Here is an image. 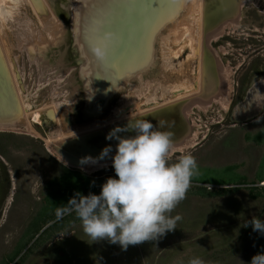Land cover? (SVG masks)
Masks as SVG:
<instances>
[{
	"label": "rangeland",
	"instance_id": "obj_1",
	"mask_svg": "<svg viewBox=\"0 0 264 264\" xmlns=\"http://www.w3.org/2000/svg\"><path fill=\"white\" fill-rule=\"evenodd\" d=\"M53 3L63 26L61 24L59 40L46 51V59H38L36 63L31 61L28 48L18 43L22 33L18 30L17 21L10 22L7 34L14 46L11 51L16 67L20 68L21 77L25 78H21L25 88L24 99L33 110L43 108L54 98L59 101L61 124L68 134L80 129L92 130L98 124L109 121L124 98L138 101L142 110L150 106L147 103L150 94L157 95V104L164 103L171 95L163 96L162 86L178 83L181 65L187 67L188 72L198 67L197 60L190 66L185 64L188 51L180 58L170 57L171 68L164 65L161 57L163 51L160 47L170 34V27L185 18L191 4L190 0H183L167 16L169 25L157 36L155 64L140 77L124 80V86H119L122 90L115 100L95 112V99L92 97L95 94L89 93L81 75L84 65L79 57L81 52L78 47L74 50L76 44L71 24L78 16L79 5L75 2L73 6L74 0H51ZM108 6L107 2L105 7ZM16 12L21 20L29 17L38 24L27 3H23ZM225 29L233 38H221ZM225 29L211 45L227 71L230 83L228 105L224 107L217 101L208 108H192L188 117L196 126L194 144L182 152L172 154L171 151L169 157V163L174 164L180 156L190 153L198 165V175L191 179L186 198L171 213L172 217H180L177 228L158 241L130 245L126 251L107 240L93 242L85 234L75 212L57 219L56 210L67 204L75 193L99 195L100 181L118 178L114 168H98L89 173L66 166L50 154L42 139L23 131L22 126L15 130L8 127L0 129V154L13 172L16 171L17 186L11 191L7 204L0 205V264L10 260L9 255L15 245L16 264H47L49 260L50 264H54L57 258L65 264L73 261L71 258L66 261L64 254L74 257L72 264H174L176 256L177 263L182 261L185 248L198 242L201 235L206 237L217 231H223L227 237L225 250L216 251L214 256L203 259L206 263L225 259L232 261L243 249L254 247L255 242L264 245V235L253 231L250 224L244 227V223L253 217L264 221V186H261L264 182H261L264 180V110L260 116L247 122L237 123L232 116V104L238 97L237 84L252 69L264 70V46L258 50L250 41L251 35L264 38V0H244L237 26L230 24ZM167 44L173 48L170 41ZM56 91L61 93L58 97L53 96ZM42 120L50 125L45 127L41 121V124L34 125L36 130L44 138L54 136L57 139V121L53 125L46 113L42 114ZM80 175L89 179V183L80 180ZM89 188H94V191ZM199 189L206 193L201 194ZM25 233L27 238H24ZM22 240L25 245H20ZM247 256L251 257L249 253Z\"/></svg>",
	"mask_w": 264,
	"mask_h": 264
},
{
	"label": "bare ground",
	"instance_id": "obj_2",
	"mask_svg": "<svg viewBox=\"0 0 264 264\" xmlns=\"http://www.w3.org/2000/svg\"><path fill=\"white\" fill-rule=\"evenodd\" d=\"M182 1L81 0L80 2L74 0L73 6H75V2L79 5L78 16L73 19L71 24L76 44L74 50L78 47L77 49L81 52L79 57L84 61V65L81 67V75L86 82L85 86L89 90V93L95 94V96L92 95L95 99H93L95 112L100 111L109 101L115 100L114 98L122 90L119 86L123 84L124 80L140 77V75L147 72L155 64V45L158 42L157 36L169 25V19L166 20L167 16ZM25 2L32 9L38 24L30 20L29 17L25 18V16V19L21 20L19 14H17L16 11L19 10V7L23 3L26 5ZM107 2L109 6L105 7ZM190 3L185 18L183 17L181 21L170 27V34L164 38L160 49L163 51V56L161 57L164 65L168 68L172 67L170 57L180 58L187 51L189 53L186 57L187 62L185 64L190 66L192 62L197 60L198 67L195 71H190V73L186 69L187 67L181 65L179 81L177 79L178 83L169 85L168 87L162 86L163 96H169L168 94H170V99L166 100V96V101H163L164 103L157 104V95L150 94L147 97V103H150V106L142 110L138 101L126 100L124 98L109 121L98 124L92 130L90 128L86 130L80 129L68 134L63 130L61 124L62 108L59 101L54 98L50 104L45 105L41 109L33 110L31 104L29 105L24 99L23 94L25 88L21 81L23 73L21 74L19 71L20 68L16 67V61H14L11 51L14 46L10 44V38L7 34V27L10 22L13 20L16 23L17 21L19 25H17L19 27L17 28L22 33L20 37L18 36L19 39L17 37L18 43L28 48L31 61H35L36 63L38 59L40 61L45 58L48 48L52 44L55 45L59 37H61V27L63 26L53 9L54 3L51 4V0H0V129L5 130L10 127L15 130L18 129L16 127L22 126L24 128L23 131L42 139L50 154L59 162H62L53 149L57 142L95 132L110 125L140 117L158 108L187 101L200 95L203 88L204 0H190ZM163 22H166L165 25H163ZM230 24L237 26L238 20L225 23L222 29L210 36L212 37L210 41H214L215 37L220 35ZM105 32L115 33L118 40L109 45L108 58L106 61L101 62L96 60L94 54L91 52V46L93 44L98 45ZM168 41L172 43L173 48L168 47ZM214 52L219 56L216 51ZM221 60L220 58V71L222 72V80L224 81L222 85L223 90H221L222 93L214 98L210 104H216L219 101L222 106L226 107L230 95V83L227 71ZM22 79L25 80V78ZM59 94H61L60 91H56L53 96L58 97ZM210 104L205 105L199 103L197 107L208 108ZM248 105L252 110L264 105V86L260 87L255 95L249 99ZM189 107L184 110L186 116H188ZM44 113H48L49 116L54 118L55 124L57 121L59 128L57 139L53 138L54 136L44 138L36 130L34 125L42 123V114ZM195 131L183 146L173 147L171 150L172 154L192 147L194 144L192 140L196 137L194 136ZM109 166L111 165L88 163L86 168L82 170L90 173L98 168L102 169Z\"/></svg>",
	"mask_w": 264,
	"mask_h": 264
},
{
	"label": "clouds",
	"instance_id": "obj_3",
	"mask_svg": "<svg viewBox=\"0 0 264 264\" xmlns=\"http://www.w3.org/2000/svg\"><path fill=\"white\" fill-rule=\"evenodd\" d=\"M117 40L115 33L105 32L100 43L91 46L96 60L106 61L109 45ZM123 131H132L135 135L121 138L117 133ZM106 139L118 141L115 155L111 157L118 179L108 178L99 195L75 193L67 204L57 208V219L75 212L93 242L107 240L124 251L130 245L158 241L177 228L180 217H172L171 213L186 198L191 179L198 175L195 157L189 153L180 156L178 162L169 163L173 148L170 133L156 130L144 119L129 120L124 128L109 132ZM112 151L109 145L99 157H84L81 164H95L109 157ZM249 224L253 231L264 235V221L253 217L244 227ZM190 264H203V261L197 258ZM251 264H264V254L253 256Z\"/></svg>",
	"mask_w": 264,
	"mask_h": 264
},
{
	"label": "water",
	"instance_id": "obj_4",
	"mask_svg": "<svg viewBox=\"0 0 264 264\" xmlns=\"http://www.w3.org/2000/svg\"><path fill=\"white\" fill-rule=\"evenodd\" d=\"M244 0H204V37H203V88L200 95L193 97L187 101H181L172 105L158 108L150 113L142 115L130 120L144 119L151 122L156 130L166 131L170 133L173 140V147L183 146L194 133L195 126L190 121V118L184 114V110L189 111L197 107L199 103L209 105L212 100L221 94L222 72L220 71V58L214 52L211 45L210 37L217 33L225 23L233 22L240 19L242 5ZM222 62V61H221ZM222 82V83H221ZM220 84V85H219ZM264 86V79H258L251 85L246 92L245 97L232 108L233 120L238 122H247L260 116L264 110V105L257 109H250L248 101L252 98L260 87ZM202 101V102H201ZM211 105V104H210ZM47 117L55 125V120L46 113ZM54 121V122H53ZM45 127L50 123L43 121ZM128 121H122L106 128L99 129L95 132H90L75 138H71L62 142H57L54 145V150L66 166L83 169L88 164H81L84 157H99L101 151L111 146L113 151L103 160H99L97 165H111L115 155L116 145L118 141L115 139H106L109 132L115 128H124ZM163 127L160 128L159 125ZM121 138H130L135 135L132 131H123L117 133ZM65 162V163H64Z\"/></svg>",
	"mask_w": 264,
	"mask_h": 264
},
{
	"label": "flooded vegetation",
	"instance_id": "obj_5",
	"mask_svg": "<svg viewBox=\"0 0 264 264\" xmlns=\"http://www.w3.org/2000/svg\"><path fill=\"white\" fill-rule=\"evenodd\" d=\"M226 31H227V29H225L224 34L221 35V38L226 37V36L229 38H233L231 36V34L226 33ZM254 31H256V30H254ZM251 36H252V38L250 39V41L253 43V45L256 46L258 48V50L261 49V47L264 46V44H262L264 42V38L262 36H254V35H251ZM237 45H244V44L243 43H237ZM261 78L264 79V70H262V68L257 69L255 71L252 69L251 72H248L247 75L243 76V79L240 81L239 84H237L238 97L236 99H234V101H233L234 103L232 104V108L245 97L246 92L251 87V85L254 84V82L256 80L261 79ZM234 127L231 126V128H234ZM16 177H17L16 171L13 172V168L9 166L7 161L0 154V205L7 204L8 199H9L10 194H11V191L13 190V188H16V186H17ZM263 181L264 180H262L261 182H263ZM0 217H1V215H0ZM27 237H28V235L25 233L24 238H27ZM21 244H24L23 240L20 242V245ZM201 244L202 243H198L197 247H200ZM24 250L28 251L29 249L24 248ZM21 253L22 252H20V255H21ZM24 254H26V252H24ZM16 255H17V248L15 245L11 251V255H9L10 260L7 259V261L4 264H16L15 263ZM67 255L64 254V256H63L64 259H66V261L68 259L70 260V258L74 261V257L72 255L71 256H67ZM184 259H185V256H184ZM11 261H13V262H11ZM73 261L70 260V263H68V264H72ZM50 263H51V261L49 260L47 262V264H50ZM54 264H65V263L63 262V260H60L57 258Z\"/></svg>",
	"mask_w": 264,
	"mask_h": 264
},
{
	"label": "crops",
	"instance_id": "obj_6",
	"mask_svg": "<svg viewBox=\"0 0 264 264\" xmlns=\"http://www.w3.org/2000/svg\"><path fill=\"white\" fill-rule=\"evenodd\" d=\"M261 186H264V185L261 184ZM226 238L227 237H225V233L223 231L213 232L210 235H206V237H203V235H201L199 238L200 240L198 242H195V244H193L192 246L185 248V250L183 251L185 255V259L177 263V256H176V260L174 264H190L191 260L197 259V258L203 261V259L205 258H208V257L210 258L214 256L216 254V251H219V253L223 252L226 246L225 244ZM198 243H202L200 247H197ZM248 250L243 249L242 251H240L239 256H237L236 258H233L232 261H229L226 259L221 262H207L206 263L203 261V264H251V259L253 256L257 254H264V245H259L258 242H255L254 247H251ZM248 253L251 257L247 256Z\"/></svg>",
	"mask_w": 264,
	"mask_h": 264
},
{
	"label": "trees",
	"instance_id": "obj_7",
	"mask_svg": "<svg viewBox=\"0 0 264 264\" xmlns=\"http://www.w3.org/2000/svg\"><path fill=\"white\" fill-rule=\"evenodd\" d=\"M64 168H65L67 171H73V170H71V169H69V168H67V167H64ZM73 172H75V171H73ZM112 178H115V177H112ZM81 179H83V178H82V175H80V180H81ZM117 179H118V178H117ZM83 180L85 181L86 184L89 183V179L85 178V179H83ZM105 182H106V180H105V181H102V182H101V181L99 182V187H100L99 190H100V191H101V186H102ZM91 189H92V188H89V190H91ZM199 190H200L199 192H200L201 194H203V195L206 193L205 190H201V189H199ZM92 191H94V188L91 190V192H92Z\"/></svg>",
	"mask_w": 264,
	"mask_h": 264
}]
</instances>
